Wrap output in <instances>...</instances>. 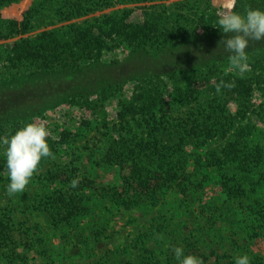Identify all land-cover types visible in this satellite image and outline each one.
I'll use <instances>...</instances> for the list:
<instances>
[{
    "label": "rangeland",
    "instance_id": "1",
    "mask_svg": "<svg viewBox=\"0 0 264 264\" xmlns=\"http://www.w3.org/2000/svg\"><path fill=\"white\" fill-rule=\"evenodd\" d=\"M32 1H13L2 6L0 14L20 20ZM144 4L161 5L159 9L170 16L169 22L179 16L180 26L189 27L188 37L182 30L170 28L166 43L150 42L127 57H123L127 50L120 49L75 73L39 72L0 81V94L13 101L5 102L0 109V136L10 135L27 122H40L49 130L47 142L52 153L41 159L24 192L10 196L0 147V221L10 236L0 243V264H177L172 251L175 246L199 257L202 264H234V258L242 254L235 245L244 249V243L250 262L264 264V232L254 229L250 219H245L249 208L240 203L228 208L230 217L236 218L231 235L223 229L225 226L217 230L222 225L219 221L211 225L214 230L210 235L194 230L203 221L198 206L207 201L220 202L221 191L213 184L220 172L209 173L210 182L203 191L191 183L187 194L169 187L159 193L155 204L146 198L124 207L109 197L108 189L120 188L122 175L128 169H120L114 160L108 163L99 159L109 146L116 145L113 139L118 134H127L130 141L141 139L144 119L138 113L121 119L118 104L129 100L135 89L153 87L160 89L168 101L157 111V128H176L179 123L197 121L188 131L211 130L215 134L212 139L217 138L218 143L229 137L236 146L246 149L248 159L258 167L264 165V40L250 42L245 73L232 68L223 47V40L230 34L223 33L216 23L218 16L229 9L230 0L120 2L67 21L49 18L53 23H36L28 32L0 38V46L21 37L33 38L46 29L124 9H133L132 18L137 20ZM249 8L264 9V0H236L231 10L243 14ZM202 15L204 23L200 22ZM193 18H198L197 25H190ZM115 56L122 58L120 62L108 63L106 59ZM217 72L245 76L251 86L247 89L246 85L242 92L220 88L209 92L206 78ZM174 85L193 89V93L185 100L172 101L165 95ZM207 114L211 118L202 123ZM6 117L13 119L5 120ZM184 150L188 165L193 164L200 150L196 149L195 154ZM203 164L206 165L204 161ZM203 168L197 172L202 173ZM257 178L264 177L256 174L254 181ZM74 179L78 180L75 187L71 184ZM62 192H74L78 208L73 212L63 208L51 211L53 200L60 199ZM136 195L137 192L133 197ZM251 197L253 201L258 198L254 193ZM215 229L223 240L212 238ZM223 252L230 256L216 255Z\"/></svg>",
    "mask_w": 264,
    "mask_h": 264
},
{
    "label": "trees",
    "instance_id": "2",
    "mask_svg": "<svg viewBox=\"0 0 264 264\" xmlns=\"http://www.w3.org/2000/svg\"><path fill=\"white\" fill-rule=\"evenodd\" d=\"M13 1L16 0H0V9ZM151 1L155 0H33L20 20L3 18L0 14V38H9L28 32L36 23H46L47 20L48 23H53L49 18H56L57 22L67 21L120 2L148 3ZM160 6L159 4L142 5L140 8L144 10L137 20L132 18L133 9H124L115 13H104L93 19H84L82 22H72L46 29L33 38L21 37L0 46V81L33 76L39 72L61 75L75 73L95 62L104 61L107 54H113L120 49L127 50L128 53L123 56L127 57L131 53L141 51L150 42L160 40L166 43L170 28L182 30L188 37L189 27L180 26L179 16H176L173 22H169L170 16L162 12L159 9ZM203 16L200 17L202 23H204ZM198 21V18L190 19V25H197ZM121 59L115 56L106 60L108 63H117ZM206 81L209 92L216 91L218 86L227 92H242L246 85L247 89L251 86L249 78L237 76L232 72H217L206 78ZM228 84L233 86H225ZM159 90L153 87L135 89L129 100L118 104L120 118L124 119L125 115L140 114L145 121L143 127L145 131L141 139L137 141H130L127 134H118L117 138L113 139L116 145L109 146L103 152L102 158H99L100 161L108 163L114 160L120 169H128V172L122 175V188L120 187L122 192H119V187H111L108 189L109 197L124 207L136 205L146 198L150 203L155 204L159 193L162 190L167 191L169 187H176L178 191L187 194L186 189L191 183L193 186L201 187L203 191L206 183L210 182L209 173L220 172L218 179L213 182L214 186L218 185L221 191L220 202L211 204L207 201L206 204L202 203L200 208L198 206L197 212L203 221L194 226V230L199 229L198 233L201 235H210L214 230L210 228L211 225L219 221L222 225L217 227V230L225 226L223 229L231 235L234 233L236 218L230 217L228 208L229 205L240 203V206L250 209L246 212L245 219H250V225L252 224L254 229L261 233L264 232V191L261 190V187H264L261 186L264 185V178L259 180L257 178L254 181L256 174L264 177V165L258 167L254 160L248 159L246 149L236 146L229 137L225 138L224 142L218 143L217 138L212 139L215 134L211 133V130L201 133L196 131L197 126H194L195 130L188 131L190 125L197 121L179 123L176 128L173 126L167 129L157 128L155 122L157 111L164 108V105H168V101L163 99L164 95ZM192 90L174 85L170 93L165 96H169L172 101L185 100L193 93ZM0 101V109H3L5 102H13L11 98L2 97L1 94ZM210 118L211 114H207L202 123ZM7 119L13 118L6 117L5 120ZM209 134L211 137L208 136ZM53 143L50 140L49 144L53 145ZM185 148L191 150L190 153L193 154L196 149L200 150L198 158L192 160L193 164L188 165L189 159ZM204 166L202 173L197 172ZM254 185L259 187L255 188ZM133 190L137 192L136 198L133 197L136 194ZM252 193L258 197L254 201L251 200ZM59 196L61 198L57 201L51 198L53 200L51 211L63 208L73 212V209L78 208L74 192H62ZM242 196L245 198H241ZM6 227L4 222L0 221V243L4 241V238L6 240L7 236L8 239L10 238L6 235ZM215 232L216 229L212 238L223 240ZM235 246L242 254H247L246 243H244V249L241 245ZM195 250L198 251L196 248ZM216 255L222 258L230 256L226 252ZM222 264H233V262ZM250 264L253 263L250 262Z\"/></svg>",
    "mask_w": 264,
    "mask_h": 264
},
{
    "label": "clouds",
    "instance_id": "3",
    "mask_svg": "<svg viewBox=\"0 0 264 264\" xmlns=\"http://www.w3.org/2000/svg\"><path fill=\"white\" fill-rule=\"evenodd\" d=\"M235 4L236 0H230L229 9L218 16L216 23L223 33L230 34L223 40L230 65L243 74L249 67L246 49L250 42L264 40V9L249 8L241 14L231 10ZM48 136L46 125L35 121L25 123L10 135L0 136L8 176L6 191L10 196L24 192L41 159L52 155ZM77 183L76 179L71 182L73 187ZM172 251L177 264H202L199 257L186 254L182 246H175ZM234 264H250V258L247 254L237 255Z\"/></svg>",
    "mask_w": 264,
    "mask_h": 264
}]
</instances>
